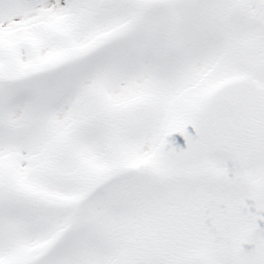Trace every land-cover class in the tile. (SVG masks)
<instances>
[{"label": "snow or ice", "instance_id": "1", "mask_svg": "<svg viewBox=\"0 0 264 264\" xmlns=\"http://www.w3.org/2000/svg\"><path fill=\"white\" fill-rule=\"evenodd\" d=\"M0 264H264V0H0Z\"/></svg>", "mask_w": 264, "mask_h": 264}]
</instances>
